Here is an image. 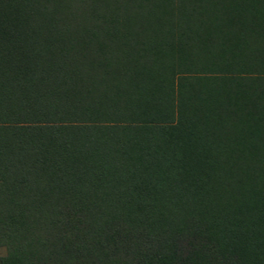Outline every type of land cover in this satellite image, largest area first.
<instances>
[{"label":"trees","instance_id":"16d2710c","mask_svg":"<svg viewBox=\"0 0 264 264\" xmlns=\"http://www.w3.org/2000/svg\"><path fill=\"white\" fill-rule=\"evenodd\" d=\"M0 247L264 264V0H0Z\"/></svg>","mask_w":264,"mask_h":264},{"label":"rangeland","instance_id":"374dc122","mask_svg":"<svg viewBox=\"0 0 264 264\" xmlns=\"http://www.w3.org/2000/svg\"><path fill=\"white\" fill-rule=\"evenodd\" d=\"M126 1H128V0H126ZM122 6H123L122 1L114 3L108 10L109 14H106V15H111L112 17L116 15L115 17H117V18L122 17L123 16V12L121 11ZM175 21H176V19H175ZM89 22H90V24H99L100 23L99 19H97L95 17L93 19H90ZM171 31H173L172 28H171V30L170 29L165 30V31L161 30V34H158L154 38L155 39L158 38V40L163 38V40L170 42L174 36ZM77 32H80V33H77ZM83 32H84V30H83ZM91 32L92 33H82L80 29L79 30L77 29V31L75 32L77 36L84 34V36L82 38L83 39L84 38L89 39L88 43H90L91 46H89V48H91V49H95L97 46L99 47L100 45L103 44L102 45L103 47H105V48L109 47L110 49H112L111 51L113 52V50L115 48L121 49L127 45H131L133 48L140 51L143 49L144 46H148V43H145L146 39L148 38V34H145L144 32L140 31V29L137 30L134 28V29L130 30L129 32H130L131 36H126L117 42L111 41L110 38H108L106 35H103L102 33H99V31L93 32V29H92ZM158 40H156L154 43L158 44L157 43ZM118 78H120L118 81L124 80L122 76H119ZM138 79L139 78H135V80H138ZM122 83H123V81H122ZM3 255H4V250L0 247V256H3Z\"/></svg>","mask_w":264,"mask_h":264}]
</instances>
